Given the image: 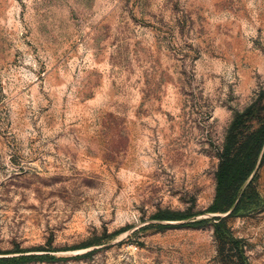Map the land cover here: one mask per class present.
Here are the masks:
<instances>
[{
	"label": "rangeland",
	"instance_id": "rangeland-1",
	"mask_svg": "<svg viewBox=\"0 0 264 264\" xmlns=\"http://www.w3.org/2000/svg\"><path fill=\"white\" fill-rule=\"evenodd\" d=\"M263 90L264 0H0V252L264 264V161L257 203L222 225L236 243L206 211Z\"/></svg>",
	"mask_w": 264,
	"mask_h": 264
},
{
	"label": "trees",
	"instance_id": "trees-1",
	"mask_svg": "<svg viewBox=\"0 0 264 264\" xmlns=\"http://www.w3.org/2000/svg\"><path fill=\"white\" fill-rule=\"evenodd\" d=\"M260 96H264V90ZM253 112L250 106L234 115L231 120L227 133L224 137L220 151L218 152V164L215 170V190L214 197L206 209L213 214H228L224 217L215 216L217 220L214 223L215 230L224 231L226 236L236 243L237 240L227 232L222 225L227 216L239 210H248L257 203L258 193L255 190L254 181L257 169L264 161V107L262 116L259 117L258 125L251 129L244 127L239 131V126H244L243 118L249 117ZM191 215L177 211L166 210L154 215L156 220H182ZM201 221L191 224H198ZM91 244L84 245L89 247ZM238 257L242 258V251L235 246ZM23 250L14 252H0V264H23L28 260L53 258L47 254L23 255ZM6 254H18L14 256H5ZM242 264L245 261L242 259Z\"/></svg>",
	"mask_w": 264,
	"mask_h": 264
}]
</instances>
